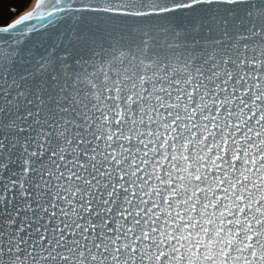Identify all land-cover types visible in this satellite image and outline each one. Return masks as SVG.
Here are the masks:
<instances>
[{"label":"snow or ice","instance_id":"6c2138e0","mask_svg":"<svg viewBox=\"0 0 264 264\" xmlns=\"http://www.w3.org/2000/svg\"><path fill=\"white\" fill-rule=\"evenodd\" d=\"M0 264H264V0H0Z\"/></svg>","mask_w":264,"mask_h":264}]
</instances>
